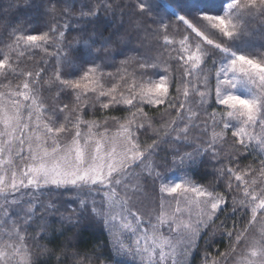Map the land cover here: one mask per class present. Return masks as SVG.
Segmentation results:
<instances>
[{
  "label": "snow or ice",
  "instance_id": "obj_1",
  "mask_svg": "<svg viewBox=\"0 0 264 264\" xmlns=\"http://www.w3.org/2000/svg\"><path fill=\"white\" fill-rule=\"evenodd\" d=\"M165 7L175 18L173 26H184L182 38L169 35V24L161 21L159 30L164 34L160 47L168 52L167 58L161 59L163 52L151 58H126L120 62L118 79L95 63H90L78 78H64L59 64L68 61V56L61 47L65 33L60 31L56 37L58 67L54 78L44 83L60 86L56 99L62 91L71 90L74 103L57 105L51 111L41 96V71H24L19 67V58L25 50L47 51L50 33H55L56 27L33 34L14 30V38L0 58V77L9 73L23 77L16 84H0V264H34L27 230L41 220L37 237L42 238L46 222L38 213L53 208L51 203L39 201L36 194L43 189H74L78 195L85 189L89 193L95 190L102 198L99 206L95 199L91 201V216L97 222L103 220L115 255L131 257L138 264H186L196 241L216 225L220 214L227 219L239 211L250 215L243 228H238L235 220L231 228L224 220L214 228L213 234L224 229L221 235L229 239L230 245L210 264H227L228 257L236 255L242 243L245 252L237 256L235 264H264V224L257 234L248 236L258 219L264 221V51L256 54L243 50L249 46L245 39L250 35L248 21L259 19L264 23V0H222L219 10L208 7L203 0H173L172 4L165 0ZM136 8L144 14L151 12L152 6L148 0H137ZM50 11H55V4ZM200 24L218 38H211ZM76 43H82L80 56L84 57L91 55L96 41L77 39ZM209 59L216 68L214 90L204 71ZM137 61L139 72H129L128 65ZM170 61L177 62L179 77L174 76ZM105 76L115 82L108 86ZM174 81L175 96L171 92ZM90 99L93 110L96 104L101 113L123 107L126 115L97 119L93 112V118L85 119ZM210 100L216 107L210 114L205 111L201 128L197 123L199 108L211 106ZM145 106L163 108V114L169 116L174 110L175 116L154 130L157 139L142 144L141 131L153 128ZM109 121L114 129L107 126ZM193 129L208 133L207 147L174 157L173 163L181 167L186 162L196 164L195 156L209 149L214 158L218 157L216 146L223 145L229 130L235 150L242 148V154H247L249 149H258V168L249 165L220 169L221 175L228 174V191L238 193L232 196L230 213L225 193L194 183L187 173L178 179L165 177L149 159L160 143L161 130L164 137L175 133V141H189ZM137 166H142L139 173L133 171ZM147 178L159 182L161 198L159 213L146 221L133 202L145 195L142 180ZM80 206L87 210V201L80 200ZM60 220L73 226L79 223V218L73 221L71 216L61 215ZM165 227L167 234L161 231ZM125 236L131 238V245L125 242Z\"/></svg>",
  "mask_w": 264,
  "mask_h": 264
},
{
  "label": "trees",
  "instance_id": "obj_2",
  "mask_svg": "<svg viewBox=\"0 0 264 264\" xmlns=\"http://www.w3.org/2000/svg\"><path fill=\"white\" fill-rule=\"evenodd\" d=\"M203 2L214 10L221 8L222 0H203ZM137 0H0V58L2 53L7 51V45L13 40V32H23V34H33L49 31L53 26L56 27L52 40L46 46L47 51L40 49L25 50L23 57L19 58V67L24 71H41L40 91L44 103L49 111L57 105L64 103H74V97L71 90H64L56 99V93L59 85L53 83L51 86L44 83L46 80L54 78L58 67L56 47V37L60 31H64L65 36L61 42V47L68 56V61L59 64L61 75L64 78H78L82 75L90 63L100 65L104 73H112L118 79V69L121 68L120 62L129 57H155L157 53L163 52L161 59H166L168 52L160 47L162 35L160 22L169 24L168 34L173 38H182L185 32L182 24L175 25V18L165 7V0H148L152 6L151 12L140 14L136 8ZM172 4L173 0H167ZM55 4V11H50ZM174 6V4H173ZM96 12L97 15H85V13ZM67 25V27H65ZM211 38H218L210 32L204 24L198 25ZM248 29L252 34L254 28L264 31V23L261 20H249ZM111 37L108 43L104 39ZM92 39L96 43L93 45L91 55L80 56L83 51V45L77 44L76 40ZM246 39V38H245ZM195 42V41H194ZM243 47V46H242ZM246 52L260 53L264 51V42L262 48L243 47ZM15 60V53L12 54ZM175 77L181 75V70L176 61H170ZM138 69V61L128 65V71ZM23 77H13L11 73L7 77H0V84L18 83ZM104 82L111 86L115 79L104 77ZM175 81L171 89L175 96ZM2 90V89H0ZM194 99V98H193ZM92 100L84 112L85 119L95 118L103 119V116L126 115V109L119 107L110 109L101 113L99 104L92 107ZM145 111L154 119H163V109H152L145 106ZM62 118V117H61ZM109 123H112L109 121ZM160 125H158L159 127ZM231 131L229 130V133ZM163 132H161L162 135ZM142 144L151 143L157 139L156 133H152L145 128L139 134ZM233 138L227 134L223 145H219V156L214 158L213 153L204 154L190 171L191 179L210 190L223 192L227 195V211L230 213L232 208V196L238 195L233 190L227 189L228 174H220V169L227 167H239L243 169L249 165L258 168L259 157L257 150L249 149L247 154L244 149L235 150L231 144ZM230 145V147H229ZM239 146H237L238 148ZM236 156L237 159H231ZM255 175V174H253ZM252 177L250 176L249 179ZM47 197V199H43ZM72 191L48 190L38 196L41 203L53 205L52 209L42 211L43 222H46V230L42 238L37 237L41 220L37 219L27 230V245L31 252L34 264H114L118 261L113 257L108 233L104 225L97 218L91 216V209L87 206L84 210L80 206V201ZM71 216L73 221L79 218V223L75 226L67 221L61 222L60 217ZM250 215H242L237 211L236 214L229 215L225 219V214L221 213L217 219L216 225L209 227L198 239L191 256L190 264H206L213 258L220 257V253L229 249V239L221 235L224 229H217L213 234L214 228L224 220L228 228L232 227L235 220L238 228H243ZM257 222L251 227L248 236L251 237ZM206 241H208L206 243ZM246 245L241 244L237 248L236 255L229 256L227 264H233L237 256L245 250ZM121 264H126L121 262Z\"/></svg>",
  "mask_w": 264,
  "mask_h": 264
},
{
  "label": "rangeland",
  "instance_id": "obj_3",
  "mask_svg": "<svg viewBox=\"0 0 264 264\" xmlns=\"http://www.w3.org/2000/svg\"><path fill=\"white\" fill-rule=\"evenodd\" d=\"M178 39H180V38H178ZM246 41H247V44L249 45L248 48H253V47H255V48L257 47L259 49L262 48V45L264 42V31L259 30L258 28H254L252 34H250L248 37H246ZM218 56H219V54H217V58H218ZM204 71L209 76V86L214 90L215 82H216L215 81L216 68L213 67V63H212L211 59H209L208 62L204 65ZM198 87H200V85H198ZM175 94H176V90H175ZM193 98H194L193 100L196 99V97H193ZM209 103L211 106H203V107L199 108L200 116L197 119V123L200 124L201 128H203V121H205V119H206L205 111L210 114L213 111V108L216 107L213 100H210ZM161 109H163V108H161ZM172 116H175L174 110L171 112L170 116L169 115H163L164 121H162V119L158 120L157 118L156 119L152 118L153 119V128L149 129V131L154 133L155 129L161 128V125L165 121L169 120ZM209 124H210V121H209ZM158 125H160V126L158 127ZM107 126L111 129L115 128V125L113 123H108ZM161 132H162V130H161ZM227 134L231 135V132L230 133L228 132ZM174 135H175V133H172L171 135L164 137L163 133H162V135H160V137H159L160 143L158 144V147L156 148L155 153L151 157H149V159L157 167V169L161 172V174L165 177L178 179V178L184 176L185 173H187L188 177H190V179H191L190 171L195 164L190 165L186 162V164L183 167H181L178 163L177 164L173 163V158L176 157L178 159V157L180 155L187 153V152H192L195 154L197 149L202 151L203 149H205L207 147V141L209 139V135H208V133L201 132L200 129H193V131L190 135L189 141H184L183 139L181 141H175L173 139ZM140 142L142 143V140H140ZM233 142L234 141H232L230 145H233ZM230 145H229V147H230ZM218 147H220V146L219 145L216 146L217 150H218ZM257 151H258V149H257ZM210 153H212V151L209 149L208 151L204 152L202 155H196L195 159H196V161H198L204 154H210ZM141 167L142 166H137L136 168L133 169V171L136 173H139L141 171ZM142 183L144 184L145 195L141 196L138 201H134L133 206L139 213H141L143 215L144 219L147 221L150 217L154 218V215L159 213L161 194L159 193V190H158L159 189V182L158 181L154 183L151 178H147L145 180H142ZM48 190L49 189H43V190H41V193L48 191ZM28 191H31V190H28ZM70 191H72L73 194L77 197L76 198L77 200H79V201L80 200H86L87 206H89L90 209L92 208L91 201L93 199H95L98 202V206H99V201L102 198V196L100 194H97L95 190H92V192L89 193V190L85 189L79 195L77 194L76 190H74V189L70 190ZM41 193H37L36 195L40 196ZM25 198L27 199V196ZM43 199H47V197H44ZM168 199H170V198H168ZM39 201L41 202L42 200H39ZM0 203H2V201H0ZM172 203L174 204V201ZM100 221L103 224V220L100 219ZM262 224H264V221H260L258 219L255 230L253 231V234L258 233V229L261 227ZM161 231L164 232L165 234H167L168 230L165 227V228H162ZM106 232L108 233L107 230H106ZM108 236H109V233H108ZM123 239H125L126 243L131 245V243H132L131 238H129L128 236H125V237H123ZM109 240H110V246L112 249L113 257L115 259H117L118 261H121V262H125L126 264H138V261H133L131 257L116 256L115 253L113 252L112 237L109 236ZM197 241H196V244H197ZM194 248H195V246L192 248L190 255L187 256L186 264H190V260H191V256H192V253L194 251ZM244 252H245V250H243L240 254H242ZM182 259H184V258L182 257ZM233 264H235V261L233 262Z\"/></svg>",
  "mask_w": 264,
  "mask_h": 264
}]
</instances>
